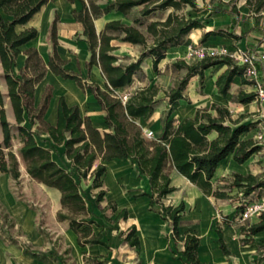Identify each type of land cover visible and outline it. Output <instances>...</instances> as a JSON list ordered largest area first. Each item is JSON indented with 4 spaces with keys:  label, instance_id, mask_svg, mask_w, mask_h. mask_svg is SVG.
<instances>
[{
    "label": "trees",
    "instance_id": "trees-1",
    "mask_svg": "<svg viewBox=\"0 0 264 264\" xmlns=\"http://www.w3.org/2000/svg\"><path fill=\"white\" fill-rule=\"evenodd\" d=\"M50 0H0V64L2 77L7 86L14 125L6 117L3 95L0 91V173H6L13 180L20 178V163L26 170L27 176L45 186L54 188L60 193V209L56 220L65 221L69 229L77 236V246L90 244L108 245L103 240L102 230L95 232L97 222L91 218L87 207V199L83 195L80 183L91 179V186L98 189L95 194L96 202L103 199L105 190L102 189L103 176L106 174L105 161L112 159H128L137 168L139 176H146L149 182V210L158 213L161 219L171 228L173 240L178 239V226L185 210V205H165L162 199L173 192L167 172L174 168L180 175L194 184L205 196L217 199H229V190L236 188L241 195L240 205L236 215L244 208L242 199L264 188V177L251 173L239 174L232 172L224 179L223 185L213 186L211 179L218 163L229 153L238 164L244 163L249 157L259 151L261 146L253 139L239 140V136L255 127L256 122L241 123L243 116L236 119L227 107L212 103L208 108L197 109L191 118L176 122L170 114L178 106V101L184 98V90L192 76L198 75L200 84L203 83L204 71L213 65L225 64L227 68L216 78L215 85L221 95H225L235 76L243 78V83L253 82L244 76V66H239L228 56H207L203 59L186 63L177 60L172 64L175 69H184L185 74L176 80L174 85L163 90L168 110L162 117V130L159 136L147 140L137 119H148L158 103L159 86L152 84L144 86L135 92L127 94L122 102L121 96L115 92L129 87L135 76L140 74L142 61L150 57L152 69L158 71L159 62L165 57L167 49L180 45L184 36L195 28H203L202 18L191 16L187 9L195 13L203 9L208 11L206 18L230 17L229 24L204 32L200 42L207 41L210 36H225L240 40L250 31L258 30L264 37V0H246L250 13L255 17V25L236 32L238 0H208L200 7L196 0H114L99 5V0H67L72 3L80 2L81 8L72 11V17L82 26L81 35L84 38L89 57L85 69L89 74L91 67L98 66L105 79L104 89L97 83L89 82L81 74L67 69V61L63 60L57 48V21L54 15L49 28V40L52 51L48 62L43 61L38 51L30 47L23 53L24 64L18 74L13 73L15 61L20 53V47L34 39L38 32L34 27H28L17 32L15 27L27 23L41 7ZM140 7L139 13L131 18L132 23L126 24L120 20L105 23L101 32H96L94 19L110 12H125ZM152 19V20H151ZM125 42L141 47L135 61L122 62L114 53L117 49L112 42ZM260 41V40H259ZM247 50H254L250 47ZM259 70L262 68L259 66ZM74 81L81 89L89 90L98 106L104 111V124L109 131L100 132L89 117L82 116L78 105H68L60 96L56 106L55 123H48L45 111L52 95V87L46 86L40 102L34 104L35 86L45 76L47 71ZM257 99L255 92L239 91L236 102L248 103ZM16 131V133L13 132ZM214 133L213 138L209 135ZM46 134L49 147L38 143L36 136ZM16 139L18 147L13 148ZM64 146V155L71 162V167L61 166L52 156L53 146ZM110 204V203H109ZM115 210L114 203L109 205ZM127 219V210L122 209L116 218ZM227 217L223 223H228ZM37 230L42 233L44 242L49 243L50 249L45 251L35 249L25 239L20 227L9 215L0 201V239L8 244L16 245L29 257L42 264H75L71 257L70 247H63L61 236L47 231L42 224ZM264 231V213L258 215L255 223H244L240 226L239 238L241 244L254 243L253 235ZM219 245L224 255H230L222 235L220 225H217ZM121 238L130 247H138L139 240L136 227L131 225ZM199 236L196 230L187 229L184 233L183 249L181 250L182 264H199L197 249ZM259 249L263 251L264 240H259ZM98 256L84 257L85 264L101 263Z\"/></svg>",
    "mask_w": 264,
    "mask_h": 264
},
{
    "label": "crops",
    "instance_id": "crops-1",
    "mask_svg": "<svg viewBox=\"0 0 264 264\" xmlns=\"http://www.w3.org/2000/svg\"><path fill=\"white\" fill-rule=\"evenodd\" d=\"M112 1L114 0H99L98 3L103 7L106 3ZM207 1L196 0L200 7H203L205 5L203 2ZM236 6L240 13V17H237L236 32H241L244 26L252 28L255 25V17L250 13L246 0H238ZM80 8L81 4L78 1L70 3L67 0H50L27 23L17 25L15 27L17 32L28 27H34L38 29V34L34 39L19 48L20 53L16 58L17 61H15L13 71L17 70L18 72L23 66L25 59L23 52L30 47L35 48L43 61L48 62V57L52 51V45L49 40V28L54 15H57L58 43L56 50L59 56L63 60H66L67 63L75 62L78 64L81 73H86L87 77L90 75L94 77L89 82H95L104 89L105 79L99 67H91L89 74H87L85 69V63L89 57L88 47H86L84 38L81 35L83 32L81 24L72 17V11L79 10ZM139 10L140 7H135L125 12L114 11L104 14L94 19L95 30L97 33L101 32L105 23L111 20H120L123 23L131 24V18L136 16ZM206 13L203 16L204 18L207 17L208 11ZM230 18L231 16L202 19L203 28L190 30L184 36L180 45L167 49L165 57L158 64L157 72H154L152 69V59L147 57L142 61L140 74L134 77L132 84L129 87L117 90V92L122 93L121 95H131V93L144 86H151L152 84L160 85L161 89L157 95L159 101L155 105L153 113L148 119L139 118L136 121L142 127L141 130H151L156 137L160 135L162 117L168 110L163 90L171 88L173 82H175L174 80L181 78L185 74L184 69L172 67L174 62L177 60H184L186 63L193 62L186 58V51L189 46L205 45L210 50L221 48L227 50H246L254 47L257 53L264 52L263 33L258 30L250 31L245 37L237 41L229 37L215 35L208 37L207 41L203 43L200 42V38L204 32L224 28L229 24ZM112 45L116 46L117 49L114 53L118 56L117 51L121 46L130 48V50L132 49L135 54L130 59L131 62L138 58L142 50L138 45L125 42L113 41ZM226 68L227 66L221 63L206 69L202 85L200 84L198 75L192 76L185 87L184 98L178 101V106L172 111L170 118L176 122L184 118H191L195 115L197 109L208 108L212 103H215L227 107L233 119L243 116L241 123L256 122L255 127L239 136V140L249 138L255 140L256 134L264 131L262 129L264 128V101L258 99L248 103H238L235 101V97L239 91L246 93L255 92L254 84L243 83V78L240 76H235L227 93L221 95L217 90L215 81L218 75ZM0 71L2 72L1 64ZM83 78L86 79V77ZM46 86L52 87V95L47 106L48 109H46L44 115L48 123H55L57 101L60 96H63L68 105H78L81 115L89 117L93 125L101 133L109 131L104 124L105 113L98 106L97 101L92 96L93 94L89 90L84 93L85 90L83 91L74 81L63 79L49 70L46 72L44 78L35 86V105L40 102L41 95ZM37 87L39 89L36 91ZM2 88L7 91L5 81L1 82V93H3ZM7 92H5L6 95ZM4 110L6 117L10 116L14 119L9 99ZM42 135L47 139L46 134ZM214 136L215 134L212 133L209 135V138H213ZM47 140L45 147H49ZM258 144L261 146V149L253 153L242 164H238L233 160V153H229L221 160L216 167L214 178L211 179L213 186L223 185L225 182L222 180H228L232 172L242 175L247 173L258 175L257 173L261 171L262 164H254V161L258 159V155H262L261 153L264 152V144ZM55 149H57V152L62 156L61 158L65 160L67 165L71 167V162L64 155V146H53L52 150ZM103 164L106 167V174L103 176L102 184L105 194L101 201L96 202L95 200V194L98 189L92 188L91 179L82 180L80 186L83 195L87 199V207L92 213L91 218L98 224L95 227V232L102 230L104 235L103 240L108 247L100 244L77 246V236L69 229L67 222L56 220V213L60 209L59 191L35 181L52 196L47 220L42 226L51 234L61 236L63 247L67 246L71 248L70 254L75 264H85L83 258L88 256L100 257L101 263L93 264H182L181 250L183 249L184 233L187 229H194L198 233L200 239L197 249L199 264H264V257L259 260L260 256L263 255V251L259 249V240H264V231L253 235L254 243L244 245L239 242V238L242 237L240 226L244 223L257 222L258 216H252L245 221H240L239 215H236V208L240 205L238 197L241 194L238 193L236 188L229 190L228 194L232 196L229 199H217L205 196L185 176L180 175L174 168L169 167L167 172L171 180L170 185L175 190L166 195L162 199V202L165 205L173 206L183 202L186 207L180 218L181 224L178 226V239L173 240L171 228L168 224L161 219L158 213L149 210L150 199L144 194L149 193L150 190L147 177L143 175L139 176L135 164L128 159H112L103 162ZM22 168L24 169L23 165ZM10 180L13 179L8 174L0 173L1 204L14 219L16 226L20 227L30 245L42 251L50 249L49 243L44 242L42 233H39L37 230L38 225L35 223V211L23 203H17L9 191L8 183ZM38 189L39 191L41 190V188ZM256 200H264V188L260 190L259 197L255 199L248 197L242 199V202L245 204ZM109 203H114L115 210L109 207ZM122 209L127 210V219H115ZM224 217H227L228 223H223ZM218 224L221 227L223 240L230 251V255H224L220 249L216 232ZM131 225L136 227V235L139 237L138 247H130L121 238V233L126 232ZM0 264L42 263L24 254L16 245L5 243L0 239Z\"/></svg>",
    "mask_w": 264,
    "mask_h": 264
},
{
    "label": "rangeland",
    "instance_id": "rangeland-1",
    "mask_svg": "<svg viewBox=\"0 0 264 264\" xmlns=\"http://www.w3.org/2000/svg\"><path fill=\"white\" fill-rule=\"evenodd\" d=\"M200 1V0H199ZM204 4V2H203ZM187 13H189L191 16H199L200 18H202L203 20L206 19L203 16H205L207 13V10L204 9L199 13H195L193 11H191L190 9L186 10ZM141 49V47H139ZM119 54V57L121 58L122 62H130V59L134 56L135 52L130 48H126L124 46H121L119 48V50L117 51ZM66 67L70 70H73L74 72L80 73L82 74L83 77H86V79H88V81H92L94 79L93 76H86V73H81L80 69L78 68V64H76L75 62H68ZM14 74H18L17 70L13 71ZM2 72L0 71V85L1 82L4 81L2 78ZM179 79V78H178ZM176 82V80H174ZM173 82V85L174 83ZM160 86V85H159ZM162 87V86H161ZM39 89V87L36 88V91ZM167 90V89H166ZM2 95H3V105L5 107V105L8 102V98L7 95L3 88H2ZM85 90L84 93H86ZM118 95H121V92H115ZM81 99V98H80ZM8 121L14 125V119L10 116H7ZM143 131V130H142ZM14 133H16L15 130H13ZM262 135L261 139H257L255 137V141L257 143L260 144H264V131L259 132ZM143 134V133H142ZM257 136V134H256ZM156 137V136H155ZM36 139L38 141L39 144L46 146V140L44 138V136L42 134H38L36 136ZM150 140V139H147ZM18 147V142L16 139L13 140V148L16 149ZM262 155H258V159L254 161V164H262L261 165V171L259 173H257L258 175H262L264 177V152L261 153ZM52 156L53 158L62 166L64 167H70L69 165H67V163L65 162L64 159H62L59 155V153L57 152V149L52 150ZM20 169L21 171V175L20 178L18 180H10L8 183V188L9 191L11 192V194L13 195L15 201L17 203H23L25 204L28 208L32 209L35 211V223L38 224H44L47 220V213H48V208L51 205L52 202V196L49 195L45 189L43 187H41L40 185H38L35 181H33L32 179H30L27 174L24 172L25 170L22 168V165L20 163ZM86 181V179H85ZM38 188H41V190L39 191ZM86 190V188H85ZM239 198V197H238ZM250 198L255 199L256 198V193L251 195ZM53 237H56L55 235ZM62 244H63V240H61Z\"/></svg>",
    "mask_w": 264,
    "mask_h": 264
},
{
    "label": "built area",
    "instance_id": "built-area-1",
    "mask_svg": "<svg viewBox=\"0 0 264 264\" xmlns=\"http://www.w3.org/2000/svg\"><path fill=\"white\" fill-rule=\"evenodd\" d=\"M228 56L236 65L244 66L245 78L253 82L257 99L264 101V52H258L254 50H227V49H211L205 45H192L187 48L186 58L191 61L203 59L207 56ZM262 69L259 70L258 67ZM127 94L121 96L122 102L127 99ZM264 129V128H262ZM143 136L146 139L155 138L154 133L151 130L143 131ZM257 139H261V133L256 136ZM264 213V200H256L244 204L243 211L241 212L239 219L245 221L252 216H258Z\"/></svg>",
    "mask_w": 264,
    "mask_h": 264
},
{
    "label": "bare ground",
    "instance_id": "bare-ground-1",
    "mask_svg": "<svg viewBox=\"0 0 264 264\" xmlns=\"http://www.w3.org/2000/svg\"><path fill=\"white\" fill-rule=\"evenodd\" d=\"M65 89V88H64ZM69 90V89H68ZM75 96V95H74ZM74 101H76V100H74Z\"/></svg>",
    "mask_w": 264,
    "mask_h": 264
}]
</instances>
